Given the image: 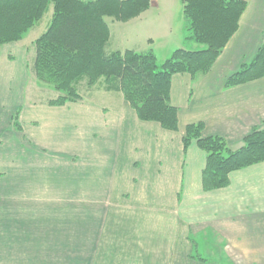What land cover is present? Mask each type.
<instances>
[{"label": "crops", "instance_id": "obj_1", "mask_svg": "<svg viewBox=\"0 0 264 264\" xmlns=\"http://www.w3.org/2000/svg\"><path fill=\"white\" fill-rule=\"evenodd\" d=\"M242 1L237 31L210 69L171 77L176 132L140 122L117 94L65 107L34 102L25 82L34 47L17 48L13 63L0 54V73L7 74L0 79V264H82L73 254L69 260L58 257L67 247L44 245L43 226L35 222L44 211L32 203L39 199L30 198L66 177L91 204L86 228L101 219L102 264H164L156 251L171 256L184 250L180 242L186 264H216L205 257L191 260L195 238L233 250L230 264H264V162L230 173L225 188L204 192L206 155L196 143L186 150L182 145L191 124H202L203 137H221L232 151L264 128V78L225 87L264 43V0ZM182 31L184 37V20ZM178 45L168 55L188 50L184 41ZM168 55L155 57L162 62Z\"/></svg>", "mask_w": 264, "mask_h": 264}, {"label": "trees", "instance_id": "obj_2", "mask_svg": "<svg viewBox=\"0 0 264 264\" xmlns=\"http://www.w3.org/2000/svg\"><path fill=\"white\" fill-rule=\"evenodd\" d=\"M184 43L196 40L204 49H177L157 63L151 50H128L106 54L108 27L105 17L128 21L149 7V0H0V46L16 42L33 23L39 21L52 4V21L35 41L32 66L34 77L52 84L59 93L51 106L77 103L81 96L75 84L82 76L92 82L103 77L110 91L119 92L141 122H154L163 130L178 128L177 109L169 102L173 75L204 74L213 65L230 38L245 10L242 0H182ZM264 78V44L250 63L244 64L227 80L225 87ZM203 125L186 126L182 145L186 150L196 143L206 155L202 173L204 192L228 186L229 174L264 162V129H254L232 151L217 136L201 137ZM194 259V256H191ZM200 261V259H198Z\"/></svg>", "mask_w": 264, "mask_h": 264}, {"label": "rangeland", "instance_id": "obj_3", "mask_svg": "<svg viewBox=\"0 0 264 264\" xmlns=\"http://www.w3.org/2000/svg\"><path fill=\"white\" fill-rule=\"evenodd\" d=\"M153 1L156 6H160L159 10H157L156 6H151V4H153L151 2ZM183 7L182 0H149L148 9L131 20L124 22L117 21L111 17H105V24L107 25L109 32L108 42L104 49L105 53L109 54V52L114 51L124 53L128 50H138L140 52L152 50L154 55L159 57V60L165 58L173 48L171 47L172 45H174V47L179 46L178 43L184 41L182 31ZM51 21L52 4L50 3L46 7L42 18L33 23L18 41L0 46V54L2 53L4 56L8 54L7 59L9 63H13V61L16 62L19 59L17 57L20 55L17 48L20 49L26 46L29 48L32 46L34 47L35 41L47 30ZM185 46L189 51H199L205 47L204 44L199 43L196 40L188 41V43H185ZM34 57V53L27 56L30 76L28 75L25 81L26 95L29 98H32V101L34 102H43L48 106H51L48 103L57 99L59 93L53 89L52 84L41 83L34 77L32 72ZM157 63L160 64L161 61H158ZM1 78L2 80L6 79L7 74L4 75L0 73V79ZM13 78L14 77L11 76L9 81L14 83L15 79ZM75 87L81 96V101L90 99L101 103V99L109 96L115 98L116 96L113 94H117L120 95L118 97L125 102L127 107L133 110L129 103L124 100L121 93L110 91L109 82L103 77L93 78L90 84L88 78L82 76L75 84ZM9 88H12V86ZM16 88H18V86ZM77 103L66 102L62 106L54 107H65L67 104ZM15 123H17L16 120ZM72 134L73 133L70 131L69 135ZM200 135L203 137L202 132ZM66 139L69 140V137ZM66 172L70 173L69 171ZM64 177L65 176L63 175L62 178ZM47 179L48 177L46 178V181ZM56 181L57 178L51 182V186L40 189V193H32L30 195V198L33 201L39 199L40 202L35 201L32 203L34 205L35 203L36 205H40V209L43 208L44 211L43 217L35 219V222L38 221L39 225L43 226L41 229L44 230L42 234V242L44 245L47 244V248L52 244L58 243L61 247H67V249L61 250V248L57 251L59 258L69 260L76 255L79 259L83 260L82 264H85L86 262H88V264H102V249L100 243L103 226L100 223L101 219L95 218L93 228H86L87 221L91 220L89 217H86V213L89 211L88 209L91 207V204L87 203L84 198H81L76 194L77 188L75 183L72 184L67 177L61 179L59 184H56ZM31 207V209H33V206ZM93 207L94 209L97 208L101 210V203H94ZM208 237L210 236L208 235ZM48 239L49 243H47ZM74 240L77 241V244ZM194 240H196V247L190 251V258L191 256H194V259L198 260L200 259L199 257H205L209 259V263L230 264L229 256L234 253L233 250H221L218 247H213L214 245L211 242L203 243L200 238H195ZM180 244L183 246L184 250L175 249L171 256H165V254L162 256L161 254L164 250H160L159 248V250L156 251L159 259H161L164 264H186L185 258H188L186 256L187 250H185L182 242H180ZM71 245L72 247L78 245L79 248L69 250V246ZM88 260H90V262ZM190 264L194 263L191 262Z\"/></svg>", "mask_w": 264, "mask_h": 264}]
</instances>
